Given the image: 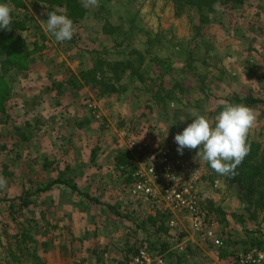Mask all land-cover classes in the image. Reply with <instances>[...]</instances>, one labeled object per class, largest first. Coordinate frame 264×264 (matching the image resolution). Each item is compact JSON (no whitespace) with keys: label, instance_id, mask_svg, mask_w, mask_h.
Returning a JSON list of instances; mask_svg holds the SVG:
<instances>
[{"label":"rangeland","instance_id":"1","mask_svg":"<svg viewBox=\"0 0 264 264\" xmlns=\"http://www.w3.org/2000/svg\"><path fill=\"white\" fill-rule=\"evenodd\" d=\"M3 3L18 12L10 2ZM38 4L27 3L32 21L29 31L21 35L29 50L34 49L33 41L46 50L31 53L29 71L15 69L7 75L9 101L6 111L0 113V176L8 182L0 190V264H8L4 245H11L7 235L17 230L5 202L24 194H30L34 203L28 213L37 223L38 255L44 264H123L129 256L126 251L146 239V231L136 226L149 227L147 217L153 205L131 194L126 176L115 169V157L128 152L131 139L177 150L174 137L191 123L193 112L214 120L208 114L221 100L248 95L264 99V1L218 9L210 23L197 32L191 13L175 18L168 0H99L96 8L84 7L87 13L76 29L79 33L74 44L64 41L60 46L48 39L47 12ZM127 5L138 12L142 28L163 36L152 45L157 58L165 61L163 65L155 67L149 60L145 38L131 41L127 34L116 38L104 33L102 18L111 15L116 22ZM100 6L104 8L101 12ZM115 39L119 52L128 54L134 49L145 54L144 80L131 76L122 83L125 89L119 95L100 93L79 78L98 57L91 56L94 50L96 54L104 49L117 51ZM177 40L187 52L206 51L207 58H195L193 71L186 73L185 64L191 59L184 52H172ZM72 76L78 78L76 87L70 84ZM175 83L182 90L174 89L163 102L155 99L158 94L166 96ZM254 110L257 122L249 137L264 142V106ZM196 151L185 148L183 155L175 152L184 163L180 177L197 180L202 200H211L225 213L226 223L218 222V216L212 214L216 223L209 228L222 246L205 242V229L194 228L183 214L171 213L168 236L158 235V245V236L148 229L151 236L147 237L155 243L153 252L166 244V260L173 252L182 264H243L240 258L249 249L264 255V213L251 219L253 209H249L244 193L216 174ZM146 161L144 156L138 163ZM54 180L65 181L67 186L55 185L37 195V189ZM73 187L103 205L87 203ZM105 204L120 205L126 218L113 219L115 210ZM156 207L162 210L164 206ZM132 231L140 234L129 236Z\"/></svg>","mask_w":264,"mask_h":264},{"label":"trees","instance_id":"2","mask_svg":"<svg viewBox=\"0 0 264 264\" xmlns=\"http://www.w3.org/2000/svg\"><path fill=\"white\" fill-rule=\"evenodd\" d=\"M247 1L260 2L264 0H168L175 18H180L189 12L191 13V17L193 18L194 22L193 29L197 32L201 31L204 26L210 23L212 15L218 9L225 7L235 8L244 5ZM3 2H10L18 12L11 13V30L0 29V113H4L6 111V104L9 101L8 93L10 88L8 86L9 82L7 80V75L15 69H19L20 71H29L31 53L35 52L36 50H46V46L38 44L35 41L32 42L34 49L29 50L27 47V41L23 39L21 35L29 31L28 23L32 21L31 16H29L27 13V3H39L38 8L47 13L52 11H56L58 14L66 13L67 16L73 21L76 29L80 28V23L87 13V10L78 0H0V3ZM103 10V6H100L99 11L101 12ZM99 11L95 13L96 17L99 16ZM123 11L124 13L122 12V14L116 16V22L111 20V15L102 18V21L105 20V23L102 25L104 33L114 34V36L117 35L116 38L127 34L131 37V41L138 37H140L139 39L145 38L144 44H147L145 54L150 57L149 60L155 67L163 65L165 61L159 60L157 58V55L153 51L152 47L153 44H156V39L158 38V40L161 42V38H163V36L159 33L155 35L145 28H142L143 24L138 17V12L132 11L128 5L123 7ZM111 14L113 15L114 13ZM117 21H119V23H117ZM113 22H115V24H113ZM77 31L79 30H76V33L71 40L65 42L74 44V37L79 33ZM108 31L109 33H107ZM41 38L42 40H45L44 35H41ZM49 38L56 46H60L62 44L57 42L55 38L48 33V39ZM114 42V48L117 49L115 52H109L108 49H104L102 54L100 51H98L100 56L98 53L96 54L95 50L91 53V56L95 54V56L98 57H95V59L92 61L91 68H88L79 74V78L85 84L98 89L100 93L104 92L108 94L119 95L121 92H124L123 90L125 89L122 83L127 82L131 76L139 77L138 79L140 81L144 80L142 65L145 61V54L143 55L142 52H138L134 49L130 50V53L128 54L121 53L117 48L119 43L118 39H115ZM172 48L173 49L171 50L174 54L179 55L184 52L186 53L187 57L189 56L191 59V61H188L185 64V68L187 69L186 73L193 71L191 69V64L195 61V58L202 60L207 58L206 51L203 53H198V50L195 52H187V48L185 49L182 47L178 40L172 45ZM132 53L135 55L131 56ZM123 54H125V56ZM77 81L78 78L72 76L70 84L73 85V87H76ZM161 88L159 90H161ZM176 88L182 90L181 85L179 83H175L174 87H172V90L167 92L166 96H160L158 94L155 99L163 102V100L168 98V95L172 94ZM226 101L233 104L242 103L253 109L257 108L258 106H264V99L255 97L253 95H248L244 98L232 96ZM221 110L222 106L219 104L214 111L209 112L208 116L215 118ZM134 141L137 142L136 139H134ZM248 142L250 144V152L236 169L237 174L234 176H224V179L229 184H234L244 193L248 199L247 203L250 207L249 209H253L251 219H255L259 213H264V142H259L256 140L253 141L250 137H248ZM137 143L143 144L145 142ZM155 143L156 142H153L151 145H154ZM159 146H161V144ZM167 149L171 151L172 158H176L175 155L177 153L175 152L177 150H173V147L171 146ZM134 153H136V150L129 148L128 152H121V154L117 155L114 160L115 169L122 172L126 176V184L131 183V173L136 168V165L133 162ZM55 185L67 186V182L62 180H54L45 185L43 188L37 189L36 193L37 195L44 194L45 192L50 191ZM72 189H74L78 195L82 196L87 203L93 204L95 206L103 205L101 200L88 194L81 193L75 187ZM30 197V194H24L16 199L18 201L9 200L5 202L6 211L9 216L12 217L11 223L17 227V230L14 233L7 235V233L4 232V234L9 237V241H11V245H4V247H6V251L9 252L8 257L10 260L7 262L8 264H44L42 258L38 255L39 244L36 236H38L39 233L37 223L34 219L29 218V208L34 204L30 200ZM202 204L205 206V209H207L210 215L215 214L218 216V222L226 223L225 213L220 210L219 207H216L211 200H207L205 202L202 201L201 205ZM105 205L108 206L110 210H115L113 219L121 221L120 218H123V220L126 218L120 212V205H116L115 208L110 207L108 204ZM151 209H153V212L147 217V223L149 224V227H145L144 224H142L143 231H146V239L141 242L139 247H130L126 251L129 256L136 255L142 248L148 251L154 250L153 248L155 243H151L148 239V237L151 236V233L148 230L149 228L153 229L157 236L160 234L168 236V218L171 213L165 212L163 209L161 210L156 206H152ZM214 221L216 220L214 219ZM1 236L2 235L0 233V245L2 246ZM159 237L160 236L157 237V245L158 241H160ZM45 244H40V246L45 247ZM254 246L255 245L253 244L252 247ZM167 252V245L161 244L160 251L157 253L165 255ZM103 253L105 252H102L101 254ZM225 255V253H222L221 257H225ZM129 256L127 257V261ZM178 259L179 257L173 252L168 255V260H166V257H164V261H168L171 264L173 263L172 261H176L175 264H180L181 262ZM127 261L123 264H127ZM96 262H99V259H97Z\"/></svg>","mask_w":264,"mask_h":264},{"label":"clouds","instance_id":"3","mask_svg":"<svg viewBox=\"0 0 264 264\" xmlns=\"http://www.w3.org/2000/svg\"><path fill=\"white\" fill-rule=\"evenodd\" d=\"M85 8H96L99 0H82ZM13 8L0 3V29L11 30ZM46 31L57 42L71 40L76 33L73 21L66 13H47ZM222 110L213 119L193 112L191 120L182 132L175 135L177 152L183 155L185 148L197 150L196 156L210 165L221 176H234L236 169L250 152L248 137L257 122L255 110L245 104H233L221 100ZM183 121L184 119H180ZM7 179L0 176V190L7 187Z\"/></svg>","mask_w":264,"mask_h":264},{"label":"built area","instance_id":"4","mask_svg":"<svg viewBox=\"0 0 264 264\" xmlns=\"http://www.w3.org/2000/svg\"><path fill=\"white\" fill-rule=\"evenodd\" d=\"M128 147L136 150L133 155L136 168L131 173V194L156 206L163 204L165 212L183 214L192 221L194 228L205 229V242L221 247L222 241L214 239L215 234L210 231L216 222L205 206L201 205L203 200L197 180L180 177V172L185 170L184 163L177 157L172 158L171 151L157 143L138 144L131 139ZM144 156L147 161L141 165L138 161ZM240 262L264 264V255L249 249ZM127 264H165V261L164 255L142 248L136 255L129 256Z\"/></svg>","mask_w":264,"mask_h":264},{"label":"crops","instance_id":"5","mask_svg":"<svg viewBox=\"0 0 264 264\" xmlns=\"http://www.w3.org/2000/svg\"><path fill=\"white\" fill-rule=\"evenodd\" d=\"M141 202H143V203L146 204V205H149V204H150V203L148 204V202L143 201V200H141ZM151 205H153V204H151ZM153 206H156V205H153ZM150 207H152V206H150ZM136 228H137V229H141V230L143 231V229H142V228H143V225H142V226L140 225V226H138V227L136 226ZM144 231H145V230H144ZM132 232H133V233H131L129 236H132V235L134 236L135 234H136V236H137L138 234H140L139 231H137V232H136V231H135V232L132 231ZM132 246H133V245H132ZM134 247H135V246H134ZM178 263H179V261H178ZM180 264H181V263H180Z\"/></svg>","mask_w":264,"mask_h":264}]
</instances>
